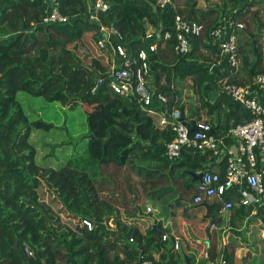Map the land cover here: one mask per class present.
<instances>
[{
	"label": "trees",
	"instance_id": "trees-1",
	"mask_svg": "<svg viewBox=\"0 0 264 264\" xmlns=\"http://www.w3.org/2000/svg\"><path fill=\"white\" fill-rule=\"evenodd\" d=\"M104 1L109 4L108 10L94 12L96 0H59L61 13L69 21L46 24L44 19L50 7L44 0H0V30L4 32L0 36V264H141L144 260L164 263L168 259L179 264L174 258L175 248L162 254L159 261L151 253L161 252L177 235L184 238L189 248H195L202 255L208 253L210 262H220L223 257L225 264H238L236 250L245 246L257 253V241H264V208H259L255 219H251L253 208L240 206L223 211L218 199L193 204V196L192 218L187 220V225L175 223L176 229L170 234L156 218L148 217L153 211L144 212L143 203L139 206L135 200H125L126 194L98 197L93 180L77 168V161L70 159L56 169L44 167L37 159L38 152L31 139L34 129L50 131L54 125L40 119L32 122L18 95L26 92L71 109L84 106L90 130L83 165L136 171L144 176L141 188L148 200L162 201L181 187L187 192H196L199 181L195 180V174L215 169L212 153L185 149L179 161H168L167 144L175 138L171 127H159L153 115L143 110L136 100L110 89V48H100L96 53L101 62L94 60L86 66L82 62L71 64L64 47L71 41L90 38V34L98 42L104 36L102 26L121 34L122 39L114 34L110 38L114 45L122 43L127 48L129 58H137L141 50L149 51L150 43L155 41L158 47L165 45V50L149 52V62L157 80L166 78V84L159 89L168 97V111L180 109L185 119L173 82L190 80L193 97L190 109L194 118L217 124V131H228L253 116L221 89L220 81L228 77L231 84L246 85L254 76L264 73V55L258 39L264 29L260 18L264 0H226L222 6L211 5L205 10L198 7L197 0H173L165 9L159 8L156 0ZM93 15L97 18L92 19ZM177 15L206 28L203 37L192 39L193 49L184 56L175 52L174 37L170 41L163 39L165 32L172 30ZM224 19L246 23V28L239 30L247 31V40H239L241 68L238 71L231 68L223 57L224 75L215 82H210V71L205 64L182 69L186 60L198 59L202 48L211 50L220 59L221 49L209 33ZM249 19L253 22V32L249 30L252 25ZM150 26L161 32L160 39H147ZM252 35H256L254 39ZM167 50L173 54L166 56ZM118 61L125 67L126 60ZM241 75L246 79L238 80ZM99 79L104 82L93 93ZM218 86V96L212 99L207 93ZM154 107L165 108L158 103ZM219 168L224 175V166L221 164ZM110 174L114 176L113 172ZM123 179L130 184L127 176ZM43 182L54 189L61 205L58 211L67 215L72 228L56 227L55 216L41 203L39 190ZM129 188L136 190L130 185ZM237 196L236 190L227 193L224 200L235 202ZM200 210L205 211L203 218L195 215ZM83 219L91 220L93 229H88ZM111 219L115 228L108 224ZM152 219L166 233L156 232ZM207 221L210 224L200 228ZM198 233L206 236V245L201 240L197 244L192 242ZM164 235L170 236L168 240L163 241ZM244 259L240 264H249Z\"/></svg>",
	"mask_w": 264,
	"mask_h": 264
},
{
	"label": "built area",
	"instance_id": "built-area-1",
	"mask_svg": "<svg viewBox=\"0 0 264 264\" xmlns=\"http://www.w3.org/2000/svg\"><path fill=\"white\" fill-rule=\"evenodd\" d=\"M37 1V0H30ZM49 4L50 10L44 23L46 24H65L69 17L62 14L59 0H44ZM159 8L165 9L170 6L173 0H156ZM109 4L104 0H96L93 7L94 12L107 11ZM92 16V19H96ZM245 27L242 23L228 21L224 19L222 23L209 33L214 44L221 49V56L227 59L231 68L238 71L241 67V57L239 53V43L237 33ZM103 37H99L98 46L101 49L110 48L111 72L109 74L110 89L123 97L132 98L137 101L140 107L154 115L161 114L158 126L161 128L171 127L175 138L167 144L165 157L168 161L177 162L182 158L185 149L209 151L212 153L214 163L218 167L224 166V175L221 168L213 171L207 170L200 172L202 179L196 187L195 195L192 199L193 204H202L208 200L218 199L222 204L223 211L234 209L235 207L253 208L252 214L255 215L259 208H264V106L261 104L258 94L264 91V73H259L246 85L231 84L226 78L222 81L223 89L236 103H239L253 118L242 124L230 128L228 131H217L216 128L202 118L195 122L196 130L191 132L185 123L191 120H184L180 110L172 108L168 111V97L154 89L150 84L152 76L149 62V52L157 51V44L150 43L149 51L141 50L137 58H129L127 48L119 43L114 45L110 38L114 34L122 39L121 34L114 28L101 27ZM206 33L204 25L185 19L177 15L174 19L172 30L166 31L164 41L176 40L175 52L179 55H188L192 49V39L203 37ZM161 37V32L158 33ZM147 39L157 40L155 34L147 33ZM126 60L125 67L118 60ZM134 66V70L131 68ZM104 79L96 81L92 92L95 93L99 85L103 84ZM255 87V89H254ZM158 103L165 108L158 111L154 106ZM159 108V107H158ZM213 162V161H212ZM211 162V163H212ZM211 163L207 165L210 166ZM197 173V174H200ZM238 192L237 200L225 201L227 193ZM150 206L147 212H152ZM110 221V222H109ZM108 221L113 226L111 220ZM82 223L88 228L93 229L94 224L91 220L83 219ZM215 226L212 225L211 229ZM168 236H163V241L168 240ZM131 242H134L131 239ZM179 238L174 240V248L179 249ZM28 254L30 251L27 249ZM207 264H225L222 257L220 262L209 261L208 253L204 255ZM141 264H165L155 263L152 260H144Z\"/></svg>",
	"mask_w": 264,
	"mask_h": 264
},
{
	"label": "rangeland",
	"instance_id": "rangeland-1",
	"mask_svg": "<svg viewBox=\"0 0 264 264\" xmlns=\"http://www.w3.org/2000/svg\"><path fill=\"white\" fill-rule=\"evenodd\" d=\"M225 1L226 0H197L198 6L201 5V9H207L209 6L214 4L222 6ZM260 9V18L264 23V9ZM249 20L252 24L249 30L253 32V22L251 21V19ZM239 23H242L244 27L246 26V23L244 21H240ZM239 32L243 34V37L241 39L244 38L247 40V31ZM3 33L4 32L0 30V36H2ZM90 38L87 36V38H85L84 40L71 41L65 45L64 50L68 51L71 64H73V62H82L86 66H89L94 60L101 62L102 59L96 53L97 51L101 50L98 46V42L95 41L91 34ZM259 46L261 47L262 52H264V29L263 35L259 37ZM202 55L203 54L200 51L198 58L202 59ZM185 87L186 84H184L183 88L184 92L187 93L186 96H188V102H193V97H191L192 93L189 91L191 90V84L187 83V88ZM175 88L179 92L178 98L180 104L184 107V110H186V107L188 108V103L186 102L182 104L181 101V95L183 92L178 90L177 87ZM18 99L23 105L32 122L40 119L44 122L52 123L54 125V127L50 131H45L44 129H34L33 137L31 139V143L34 145L38 152L37 159L41 164L44 165V167H52L56 169L60 167L61 164L66 163L70 159H72L73 161H77V168L87 172L90 180H93L95 187L98 189V197L110 198L112 196V198H114V194L116 196L126 194L125 200H135V203L139 204V206L143 203V210L145 209L144 205L146 207L150 206L153 210V213L151 215L147 214L148 217L153 216L154 218H156L160 223L163 224L165 228L170 231V234H172L176 229L175 223H178L179 226L186 224L190 216H193L192 211L194 209L191 207L192 205L190 201L194 196L195 191L187 192L184 188L181 187L176 189L174 193H171L174 195L167 196L162 201L148 200V198H146V196L144 195L145 193L143 192V187L141 188V182L144 179V176L138 175L136 171L128 168H126L127 172L121 169H119V171H116L112 167L104 168L101 166H92L87 164L83 165L84 160H86L87 157L86 151L88 138L86 136L89 133L90 129L88 125L87 111L82 104L76 106L74 109H71L70 107H65L58 102H49L43 97H34L26 92H20L18 95ZM48 154H50L48 160L45 161V157L48 156ZM77 154L81 156L79 159L78 156L76 157ZM261 166L264 168V163L261 162ZM111 172L114 173V179L110 174ZM124 176H127L130 179V184L129 182L128 184L126 183V181L123 179ZM42 184L43 188L39 190L41 203L44 204L46 208L49 209V211L55 216L56 227L59 230L72 228L73 224L68 221L69 219L67 218V215L60 214L58 211L61 205L58 202L59 199L56 196L54 189L45 182H43ZM129 185L136 190L131 191ZM195 215H197V218H203L205 215V211L200 210ZM111 222L113 226L110 227L115 228L116 225L112 219ZM209 224L210 222L207 221L204 223V226L200 225V228L204 229V227ZM30 232L31 228L28 227V233ZM200 234L201 233H198L194 238V241L192 242L197 244L196 241L201 240V242L206 245V236H202ZM256 238L259 239V237ZM34 239L35 241H40L36 237H34ZM179 243L181 248L174 250V258L180 259V261L184 264L187 261V252L190 250V248L185 245V243L181 239ZM257 243L259 250L257 253H254L253 250L248 249V247L245 246L236 250L238 264L241 263V260L243 258H245V262L249 264L253 262L256 264H264V241L260 239L257 241ZM171 248H174L173 242H169L166 245V250L168 253ZM189 256L191 257V255Z\"/></svg>",
	"mask_w": 264,
	"mask_h": 264
},
{
	"label": "crops",
	"instance_id": "crops-1",
	"mask_svg": "<svg viewBox=\"0 0 264 264\" xmlns=\"http://www.w3.org/2000/svg\"><path fill=\"white\" fill-rule=\"evenodd\" d=\"M214 5H218V4H214ZM198 7L201 8V5H199ZM202 9H206V8H202ZM149 31H150V33L155 34V37L158 39V37H159L158 36V33L159 32H157V30L155 28H153L152 26H150L149 27ZM256 32L258 33V30H256ZM257 33H255V34H257ZM237 34H238V43H239V40L243 37V34L240 33L239 31L237 32ZM255 36L256 35H252V39H254ZM258 39H259V37H258ZM242 40L243 41H246V39H244V38ZM254 45H256V42L254 43ZM164 46H162V47H158L157 46V52H158L159 49L165 50ZM256 47H257V45H256ZM201 53L204 55V56L202 55V57H203L202 59H199L198 58V59H189V60H186L185 62L182 63L181 68L182 69H188V68H191L194 65H198V64L203 65V64H205L206 66H208L209 71H210V77H211L210 82H215L217 78H221L224 75V71L221 69V62L223 61L224 58H223V56H220V59H219L217 56H215L213 53H211V50H209L207 48H202ZM172 54H173V52L172 51L170 52L168 50H167V53H165L166 56H169V55H172ZM263 55H264V52H263ZM109 57H110V63H111L112 54L110 52H109ZM205 58L209 59V61H207ZM165 61H170V59H167ZM226 78H228V77H224L220 82L222 83V81H224V79H226ZM244 79H246V77L244 75H241V76L238 77V80H244ZM165 80H166L165 77H161L160 80H157L155 78V75L152 74V76L150 78V84H151V86L154 89L160 91L159 88L162 85H165L166 84V81ZM189 82H190V80H188V81L186 80V81H183V82H176L175 81L173 83H174V87H177L178 90H180L181 92H183L182 95H181L182 96L181 97L182 104L183 103H186V102L188 103V108L186 107V110H185V119L184 120L185 121H188L190 119L191 121L196 122L199 119L198 118H194V116L192 115L191 109H190V104L191 103L188 102V96H186L187 93L184 92V88H183L184 87V84H186V87L185 88H187V83H189ZM172 87H173V84H172ZM219 89H220V86H218L216 89H213V91H211V92L209 91L207 94H209V96L212 99H216L217 96H218V90ZM258 97H259V100H260L261 104L264 106V91H259ZM212 102H214V101H212ZM157 110L159 111L160 109H157ZM153 117H154L155 122H156V125H157L158 122H159V120H160L161 114L160 113L154 114ZM213 126L216 129H218V125L217 124H215ZM218 131L221 132L222 130L219 129ZM212 163H214V162H212ZM214 168L215 169H218L219 168L216 163H215V167ZM144 208H145L144 209L145 210L144 212L148 213L147 212V207L145 205H144ZM168 237H170V236L168 235ZM175 238H179V242H180V239H181L185 243L184 238L181 235L175 236L174 237V240H175ZM225 239H227L226 236L224 237V240ZM174 240H173V244H174ZM185 245L188 246V244H186V243H185ZM180 248L181 247H179V249ZM151 253H152L153 257L155 258V260L159 261L162 258V254H167V250H166L165 247H163L161 252H157V251L153 250ZM187 254H188L187 255L188 258H187L186 263H184V264H207V261H205L204 255L202 256V254L200 253V251L196 250L195 248H193V247L190 248V250L187 252ZM189 255H191V257ZM175 260L179 264H183L180 261V259H175ZM188 260H189V263H188ZM164 263L165 264H174L172 261H170V259L164 261Z\"/></svg>",
	"mask_w": 264,
	"mask_h": 264
},
{
	"label": "water",
	"instance_id": "water-1",
	"mask_svg": "<svg viewBox=\"0 0 264 264\" xmlns=\"http://www.w3.org/2000/svg\"><path fill=\"white\" fill-rule=\"evenodd\" d=\"M23 27H24V24L22 23L21 24V27H20V32L23 31ZM257 33V32H256ZM256 47V45H255ZM133 70H134V66L131 67ZM191 132L195 131L196 130V124L194 121H191L190 123H185ZM202 176L203 174L200 173V174H195V180H201L202 179ZM251 219H255L254 216H252ZM152 224H153V229L156 231V232H159V233H166L160 226L156 225V221L155 219H152ZM188 263H189V260H188Z\"/></svg>",
	"mask_w": 264,
	"mask_h": 264
}]
</instances>
